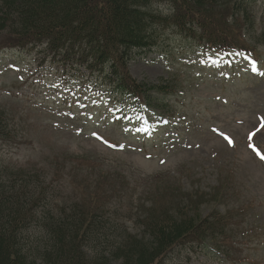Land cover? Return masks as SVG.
Returning <instances> with one entry per match:
<instances>
[{"label": "rangeland", "instance_id": "374dc122", "mask_svg": "<svg viewBox=\"0 0 264 264\" xmlns=\"http://www.w3.org/2000/svg\"><path fill=\"white\" fill-rule=\"evenodd\" d=\"M251 4L255 24L244 38L256 47L249 48L251 55L203 53L192 39L174 31L165 32L154 47L133 52L129 70L136 80L173 83L165 96L172 112L159 111L172 115L168 125H162V116L149 120L134 98L99 92L93 76L61 72L49 62L39 66L36 50L0 39L5 43L0 49V106L22 122L10 123L17 136L0 138L1 160L15 172L24 164L41 167L47 179L55 180L51 192L57 190L59 204H73L82 190L92 191L98 182L111 191L105 170L121 172L131 190L117 188L112 207L121 210L127 233L139 240L148 236L137 207L152 201L146 194L156 177L172 185L171 194H163L175 205L179 188L188 194L202 191L207 194L199 209L202 216L219 210L236 221V256L241 260L218 259V253H209L214 249L206 248L192 257L175 252L168 264H264V159L257 154H264V32L259 33L264 30V0ZM151 94L157 101L158 92ZM133 117L141 118L137 128ZM125 240L117 237L115 246Z\"/></svg>", "mask_w": 264, "mask_h": 264}, {"label": "trees", "instance_id": "16d2710c", "mask_svg": "<svg viewBox=\"0 0 264 264\" xmlns=\"http://www.w3.org/2000/svg\"><path fill=\"white\" fill-rule=\"evenodd\" d=\"M222 1L0 0V39L35 49L41 65L49 62L61 72L93 76L110 87L111 94L132 97L151 108L147 113L156 114L168 107L166 101L154 100L152 91L168 93L174 86L136 80L129 70L133 52L154 47L167 31L192 38L204 50L248 51L254 46L244 38L256 16L251 0H235L232 5ZM11 112L0 106V138L12 136ZM5 169L0 174V264H112L111 259L121 264H168L175 252L189 255L198 247H216L224 258L241 260L231 215L219 210L200 214L207 197L203 192L179 189L182 202L175 205L163 194H171L169 181L156 177L146 194L152 201L137 207L148 236L139 240L127 233L121 210L112 207L117 188L131 190L121 172L105 170L111 191L98 182L92 191L82 190L73 204H57L43 172L29 175L31 170ZM37 228L38 237L33 234ZM119 236L126 240L116 247Z\"/></svg>", "mask_w": 264, "mask_h": 264}, {"label": "snow or ice", "instance_id": "6c2138e0", "mask_svg": "<svg viewBox=\"0 0 264 264\" xmlns=\"http://www.w3.org/2000/svg\"><path fill=\"white\" fill-rule=\"evenodd\" d=\"M262 127H264V125H262ZM95 135V133H94ZM232 141L229 139V143H231ZM257 154L261 156V159H264V154L259 153V151L257 150Z\"/></svg>", "mask_w": 264, "mask_h": 264}]
</instances>
